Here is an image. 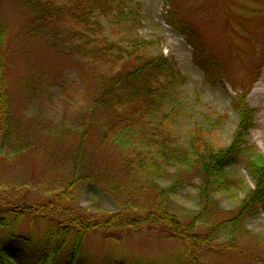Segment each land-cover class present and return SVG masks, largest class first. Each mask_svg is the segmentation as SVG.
Here are the masks:
<instances>
[{"label": "rangeland", "instance_id": "374dc122", "mask_svg": "<svg viewBox=\"0 0 264 264\" xmlns=\"http://www.w3.org/2000/svg\"><path fill=\"white\" fill-rule=\"evenodd\" d=\"M121 5L131 16L128 24L120 27L122 31L130 25L131 39L145 41L151 54L165 55L186 79L170 93V97L176 96L179 106V115L168 121L176 138L185 144L198 127L207 132L213 146L226 147L238 122L232 101L237 94L245 93L247 104L255 110V128L249 138L264 158V0H121ZM170 14L188 23L203 47L219 62L220 81H206L203 68L194 61L186 34L169 25ZM111 19L104 17L103 26L118 38L120 28H111ZM28 20V13L19 4L0 0V60L11 101L9 142L3 143L11 146L10 150H16L17 142L26 145V149L11 153L0 144V184L9 193L42 200L71 187L73 175H77L74 202L92 212L100 209L115 213L128 196L125 187L145 181L137 167L128 168L127 150L109 140H97L94 129L87 134L82 154L77 156L79 134L74 130L81 132L83 128L76 126V119L87 109L78 67L84 65L88 82V66L84 61L75 64L76 56L49 48L39 36H28ZM152 119L157 120L156 116ZM129 156L135 158V154ZM176 168L166 164L155 181L167 186ZM230 170L241 185L215 195L209 204L213 214L201 212L198 180L192 170H180L182 186L165 204L169 201L181 220L189 222L200 217V230L210 231L220 218L237 210L248 187H252L242 165ZM91 184L100 185L108 194H94ZM131 200H136L140 211L161 203L157 195L148 191L132 194ZM243 226L237 250L223 247L227 237L219 232L212 245L201 249V264H264V210L245 218ZM36 227V223L23 219L1 228L0 234ZM162 232L165 229L149 225L129 232L119 243L92 233L79 253L92 264L122 255L132 258L169 254L176 242L163 237Z\"/></svg>", "mask_w": 264, "mask_h": 264}, {"label": "trees", "instance_id": "16d2710c", "mask_svg": "<svg viewBox=\"0 0 264 264\" xmlns=\"http://www.w3.org/2000/svg\"><path fill=\"white\" fill-rule=\"evenodd\" d=\"M11 1L28 13V36H39L49 48L76 56L75 64L84 61L88 66V82L84 65L78 67L87 109L76 119V126L83 128L81 132L74 130L79 134L77 156L82 154L87 134L94 129L97 140H109L127 150L128 168L137 167L145 183L125 187L128 196L115 213L100 209L92 212L75 203L77 175H73L71 187L42 200L9 193L0 184V229L23 219L37 225L26 232L0 234V264H92L79 253L88 235L99 233L103 239L119 243L129 232L149 225L165 229L163 237L173 239L176 248L169 254L132 258L122 255L96 264H201V249L212 245L219 232L227 237L223 247L237 250V237L245 230L244 219L264 210V158L249 138L255 128V110L247 104L246 94H237L232 101L238 122L226 147L213 146L207 132L198 127L184 144L176 138L168 121L179 115L178 99L170 97V93L186 79L165 55L151 54L145 41L131 39L130 25L122 31L120 27H125L131 16L124 11L121 0ZM104 17L112 18L111 28H120L118 38L107 33L102 23ZM168 22L186 34L194 50V61L203 68L206 81H220L222 68L203 47L195 30L172 14ZM154 116L157 120L152 119ZM10 121L11 101L0 60V144L8 152H19L26 145L17 142L16 150H10L11 146L3 143L9 142ZM129 154H135V158ZM166 164L177 168L170 184L164 187L155 179ZM238 165L246 170L252 187H248L237 210L220 218L210 231L200 230V217L189 222L181 220L169 201L165 204L182 186L180 170H192L198 180L201 212L213 214L209 204L215 195L241 185L230 170ZM91 187L94 194H108L100 185ZM140 191L157 195L161 203L140 211L136 200H131L132 194Z\"/></svg>", "mask_w": 264, "mask_h": 264}, {"label": "bare ground", "instance_id": "6f19581e", "mask_svg": "<svg viewBox=\"0 0 264 264\" xmlns=\"http://www.w3.org/2000/svg\"><path fill=\"white\" fill-rule=\"evenodd\" d=\"M263 95H264V90L262 91Z\"/></svg>", "mask_w": 264, "mask_h": 264}]
</instances>
